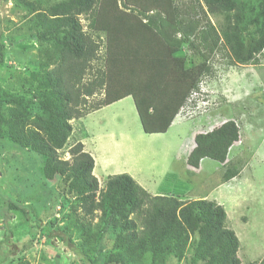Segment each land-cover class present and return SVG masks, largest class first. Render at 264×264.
I'll return each mask as SVG.
<instances>
[{
    "label": "trees",
    "instance_id": "trees-1",
    "mask_svg": "<svg viewBox=\"0 0 264 264\" xmlns=\"http://www.w3.org/2000/svg\"><path fill=\"white\" fill-rule=\"evenodd\" d=\"M122 1L63 0L54 6L53 18L38 16L37 34L43 42L52 41L56 52L39 64L32 95H6L0 83V139L39 154L41 175L50 182L59 179L60 193L69 200L88 199L99 190L95 160L82 143L69 150V160L59 155L73 133V120L130 97L146 134L167 133L211 74L216 53L227 52L233 62L246 65L264 51V0ZM83 15L91 19L92 33L85 31ZM101 46L104 65L86 79ZM185 46L199 63H189ZM4 48L1 44L0 66ZM98 95L102 99L87 108V99ZM240 139L234 120L199 133L187 164L195 170L205 159L226 165ZM239 173L237 167L227 168L224 181ZM99 198L91 208L99 207L101 223L118 232L114 253L103 264H166L171 258L188 264H243L240 241L216 201L153 196L129 174L109 177ZM5 210L20 211L42 227L17 201ZM64 242L73 244L70 237Z\"/></svg>",
    "mask_w": 264,
    "mask_h": 264
},
{
    "label": "rangeland",
    "instance_id": "rangeland-1",
    "mask_svg": "<svg viewBox=\"0 0 264 264\" xmlns=\"http://www.w3.org/2000/svg\"><path fill=\"white\" fill-rule=\"evenodd\" d=\"M61 2L0 0V45L5 47L0 83L4 94L32 95L39 64L56 52L52 41H41L36 30L39 24L34 22L38 16L53 18L52 10ZM80 20L85 31L92 33L91 19L83 15ZM100 50V59L93 62L86 79L104 62L102 46ZM183 55L191 64L201 61L198 55L189 54L186 46ZM211 65V74L167 133L146 134L130 97L71 122L73 133L59 155L69 160V150L82 143L96 160L99 190L88 199L62 196L61 181L50 182L41 175L39 154L0 139V264H103L114 253L118 232L104 226L102 210L90 205L100 203L105 183L119 174L131 175L153 196L216 201L225 208L228 226L240 241L242 263L259 264L264 259V51L246 65L233 62L227 52L220 51L211 58ZM100 99V95L88 98L86 107ZM229 120L238 124L241 139L231 148L227 164L205 159L198 170L190 168L187 158L195 147V136ZM229 167H237L240 173L225 182ZM16 201L28 207L31 220L36 216L42 227L29 222L20 211L5 210L9 202ZM47 224H51V233ZM65 237L73 244L65 243ZM166 264L188 263L171 258Z\"/></svg>",
    "mask_w": 264,
    "mask_h": 264
},
{
    "label": "crops",
    "instance_id": "crops-1",
    "mask_svg": "<svg viewBox=\"0 0 264 264\" xmlns=\"http://www.w3.org/2000/svg\"><path fill=\"white\" fill-rule=\"evenodd\" d=\"M97 112V111H96ZM87 152V151H86ZM89 153V152H88ZM93 157V156H92ZM94 158V157H93ZM95 160V159H94ZM96 164H97V162H96V160H95V169H96ZM95 169H94V172H93V174H94V176L96 177L97 175H96V172H95ZM97 178V177H96ZM99 181V180H98ZM99 183H100V181H99Z\"/></svg>",
    "mask_w": 264,
    "mask_h": 264
}]
</instances>
